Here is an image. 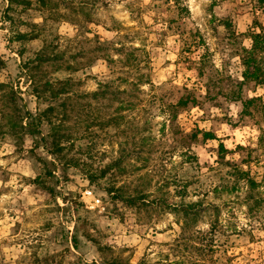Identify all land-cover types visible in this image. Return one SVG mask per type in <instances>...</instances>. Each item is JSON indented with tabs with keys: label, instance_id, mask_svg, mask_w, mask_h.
<instances>
[{
	"label": "rangeland",
	"instance_id": "rangeland-1",
	"mask_svg": "<svg viewBox=\"0 0 264 264\" xmlns=\"http://www.w3.org/2000/svg\"><path fill=\"white\" fill-rule=\"evenodd\" d=\"M257 23L253 0H0V264H264V118L242 105L264 86L238 83L236 34Z\"/></svg>",
	"mask_w": 264,
	"mask_h": 264
},
{
	"label": "trees",
	"instance_id": "trees-1",
	"mask_svg": "<svg viewBox=\"0 0 264 264\" xmlns=\"http://www.w3.org/2000/svg\"><path fill=\"white\" fill-rule=\"evenodd\" d=\"M10 4H19L23 6H29L31 4V0H8ZM41 4L46 5L48 0H38ZM178 2L179 0H175ZM255 6L257 7H263L264 6V0H253ZM186 11V9H185ZM224 27H230L229 23L226 21H223ZM255 27V28H254ZM233 34H235L233 31H231ZM237 35H246L248 39L250 40L249 46H242L241 47V53H240V61L242 64V71H241V80L238 81V83L244 84L246 82H254L255 84H259L264 86V27L261 23H257L255 26L250 28L248 31L236 33ZM20 38H25V33L19 34ZM47 57L44 55H37L36 57L30 59L27 62L30 66H37V64H40L44 62ZM206 60L207 57L201 56L198 61L197 66V72L199 76L203 75V69L206 66ZM4 62L3 59L0 57V69L3 67ZM70 79L66 80H58L57 83L51 82L49 80H46L42 83V89L41 92H49L51 99L57 97L59 94H63L67 92V84ZM9 88V89H8ZM6 89H8V92L11 93V95H15V90L11 86V84L7 82L0 81V97L6 93ZM35 96L37 98H40V93L38 89H35ZM96 92L91 93V95L95 96ZM188 98V97H186ZM186 98L179 99V102L181 103V106H184L187 104ZM259 101L258 103H256ZM256 104V105H255ZM243 110L249 114H252L253 111L257 112L261 118H264V101L260 96H252L247 97L242 101ZM54 110L53 105L49 104L47 107H45L42 111H39L38 113H32L28 109H24V111L19 115L18 118V127L21 129L22 133L28 134L30 137L33 138L36 134H40L41 131L39 129L41 123L43 120H47L48 113L52 112ZM23 120H25L23 122ZM50 120V119H49ZM11 128H14V123L11 125ZM202 137L205 139L208 138H215V136L210 133L209 131H201ZM53 136H56L53 134ZM56 139H53V144L57 145L58 143L55 142ZM219 150L225 151V148L223 147L222 143H219ZM220 152V155L222 154ZM39 160L42 162H45L44 159L41 157H38ZM238 173L240 177L248 176L246 171L243 169H238ZM244 178V177H243ZM88 179H90L88 177ZM129 202H133V198L127 199ZM181 208L184 210H188L192 208V204H181ZM73 238V246H75ZM106 264H126L118 259L111 260L110 262Z\"/></svg>",
	"mask_w": 264,
	"mask_h": 264
},
{
	"label": "built area",
	"instance_id": "built-area-1",
	"mask_svg": "<svg viewBox=\"0 0 264 264\" xmlns=\"http://www.w3.org/2000/svg\"><path fill=\"white\" fill-rule=\"evenodd\" d=\"M84 194L88 197L87 203L90 207H93L99 203L100 199L98 197H94L91 190L86 189L84 191ZM88 205H86V206H88Z\"/></svg>",
	"mask_w": 264,
	"mask_h": 264
}]
</instances>
